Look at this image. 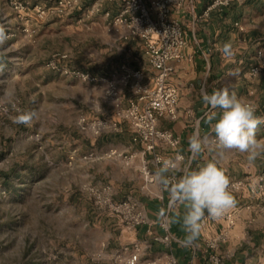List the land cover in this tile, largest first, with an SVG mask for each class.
I'll return each instance as SVG.
<instances>
[{
  "label": "rangeland",
  "instance_id": "rangeland-1",
  "mask_svg": "<svg viewBox=\"0 0 264 264\" xmlns=\"http://www.w3.org/2000/svg\"><path fill=\"white\" fill-rule=\"evenodd\" d=\"M92 2L82 0V7ZM77 14L73 21L58 16V26L31 21L36 33L29 38L10 0H0V24L9 37L0 46V264H123L125 247L139 248L148 240L142 228L147 224L134 227L128 211L116 214L95 203V193L140 205L155 193L144 187L135 156L142 150L124 117L137 97L122 88L117 106L105 99L99 84L70 74L116 77L119 61L128 58L117 50L122 48L118 41L111 49L105 45L106 23L93 28L90 19L79 23ZM255 18L263 27L258 37L264 36V17ZM54 53L67 55L59 71L46 66ZM17 108L35 112L31 124L13 123ZM96 121L105 125L98 134L90 128ZM110 148L118 155L106 156ZM214 237L203 238L208 244ZM228 238L225 234L216 250L220 264H264L261 245L253 251L241 248L251 255L231 261ZM154 257L143 250L142 258Z\"/></svg>",
  "mask_w": 264,
  "mask_h": 264
},
{
  "label": "crops",
  "instance_id": "crops-1",
  "mask_svg": "<svg viewBox=\"0 0 264 264\" xmlns=\"http://www.w3.org/2000/svg\"><path fill=\"white\" fill-rule=\"evenodd\" d=\"M211 1L185 0L180 9L172 11L171 15L183 26L187 44L183 49L184 59L179 64L173 65V70L167 78V83L178 91L177 117L173 120L162 118L159 126L179 137L180 143L176 149L158 144L152 153H146L145 156L152 158L154 153L161 155L164 159H170L174 153L178 152L183 156V160L176 164L177 169H198L208 161L214 160L225 170L230 181L256 179L264 173V154L250 163L246 153L222 150L215 143H211L215 133L212 131L211 124L207 122L205 114L212 110L210 106L203 103L201 94L205 91L211 94L215 89L227 87L239 98L253 104L256 107L257 116L264 117V65L259 67L257 73L252 72L254 67L260 66L261 59L258 54L264 53V36L258 37L263 27L254 20L255 17H264V0H229L228 7L222 11L213 10L208 16H203L205 8ZM119 9L118 0L104 2L102 5V11L109 10L111 15H116ZM250 11L256 16H249ZM74 16L67 17L72 20ZM60 17L63 18V16ZM56 18L59 17L56 16ZM62 18L58 20L51 18L48 21H53L52 24L57 25L61 23ZM89 22L93 28L100 29L102 25H105L106 19L100 13L91 17ZM107 33L110 34H106L108 36L104 34L108 38L105 45L111 49L112 46H117L116 41H118L122 48L118 47L117 50L125 52V56L128 57L126 63L119 61L121 64L118 71L121 65H126L130 69L143 70L145 72L143 82L151 84L154 71L142 53L140 42L122 41L116 32ZM225 42L231 43L235 53L230 59L222 58L217 50L218 46H222ZM104 64L105 69L111 68L108 62ZM98 88L104 89L100 84ZM215 111L219 112V109ZM212 123H215V120ZM192 135H198L200 138L208 137L210 141L195 159L191 158L192 154L189 151V138ZM256 138L264 139V124L259 126ZM137 145L140 146V150L143 149V144L137 143ZM135 156L136 161L140 160L141 163V154L138 153ZM135 168L138 169V165L137 167L135 165ZM152 169L155 173L157 172L154 167ZM168 174L169 172L166 173ZM172 174L178 179L182 172L174 170ZM151 187L154 190V196L141 200V207L148 220L147 226L142 228L149 241L152 236L163 234L158 224L157 213L162 207L167 208L169 203V193L161 188L156 179ZM233 196H236L235 207L220 218L212 219L205 212L201 234L191 246H186L182 242L185 236L182 222L169 224L170 243L152 242L148 249L151 255L159 259L157 264H166L170 258L175 264H208L207 257L210 251L203 237L216 236L221 230H226L229 235L227 246L233 248L230 255L231 261H238L251 255L242 251L241 248L253 251L260 245L264 247V193L259 198L246 193L233 194ZM174 211H178L182 216L185 208L183 205H178ZM227 214L233 219V224L230 226L225 218ZM245 237H248V240H245Z\"/></svg>",
  "mask_w": 264,
  "mask_h": 264
},
{
  "label": "built area",
  "instance_id": "built-area-1",
  "mask_svg": "<svg viewBox=\"0 0 264 264\" xmlns=\"http://www.w3.org/2000/svg\"><path fill=\"white\" fill-rule=\"evenodd\" d=\"M112 1L115 0H95L88 6L82 7V0H55L50 5L10 0V5L21 22V31L29 38H32L36 33V29L31 25L33 20L43 22L56 16H70L78 13L77 18L80 23L102 13L106 19L105 30L107 32H116L122 41L137 40L140 42L142 53L154 71L152 84L143 82L145 78L143 70L130 69L126 65L120 66L116 77L95 76L79 70H72L70 74L82 82L102 85L105 99L117 106H120L123 101L122 88H128L137 97L136 101L128 103V107L124 110V117L134 131L132 141L143 144L139 171L144 187L148 188L155 182V172L152 167L158 170L163 166L165 159L161 155L153 153L150 162H148L144 159V155L152 153L158 144L176 149L180 143L179 137L170 130L159 126V121L162 118L173 120L177 117L178 91L174 86L167 83V78L173 70V65L179 64L184 59L183 49L187 40L181 22L171 14L173 9H180L185 0H118L120 9L116 15H111L109 10L102 11L103 3ZM228 5L229 0H212L205 8L203 16H208L213 10L222 11ZM258 56L261 59L260 66L254 67L253 73H257L259 67L264 65V53H259ZM66 59L65 53H54L48 59L46 66L59 71L62 69L61 63ZM104 126L102 121H96L91 124L90 128L95 134H98ZM214 139L215 137L212 141ZM105 155L117 156L118 152L116 149L110 148ZM88 157L91 158L93 155H88ZM168 160L176 165L183 160V156L176 152ZM172 172L170 171L167 176L176 179ZM229 190L231 193H246L254 198H259L264 193V173L256 179L231 180ZM102 191L106 193V188ZM94 199L96 205L107 211L116 214L128 211V218L134 227L148 223L143 208L134 200L127 199L117 202L109 193L104 196L95 193ZM162 208L166 209V207ZM158 213V224L163 234L152 236L150 241L147 240L139 248L135 247L130 250L125 247L122 251L124 255L123 264L158 263L159 259L156 257L142 258L143 250L150 249L152 242L168 244L171 241L168 220L159 217ZM225 218L228 226L233 224L231 215L227 214ZM225 234H227L226 230H221L214 237V240L207 244L210 251L207 257L208 264H220L221 261L216 250ZM166 264L175 263L170 258Z\"/></svg>",
  "mask_w": 264,
  "mask_h": 264
},
{
  "label": "clouds",
  "instance_id": "clouds-1",
  "mask_svg": "<svg viewBox=\"0 0 264 264\" xmlns=\"http://www.w3.org/2000/svg\"><path fill=\"white\" fill-rule=\"evenodd\" d=\"M4 25L0 24V46L8 39ZM217 50L222 58L230 59L235 53L231 43L225 42ZM203 103L212 110L206 113L207 122L215 133V143L222 150H235L246 153L248 161L254 162L264 154V139L258 140L256 132L264 117L256 115V107L239 98L227 87L215 89L209 94L202 92ZM15 108V105H13ZM219 109V112L215 111ZM12 118L15 124H31L35 112H24ZM215 120V123L212 121ZM210 143L208 137L200 138L192 135L189 138L191 158L195 159ZM179 170L182 175L178 179L169 178L166 173ZM155 179L161 188L169 193V203L166 209H160L158 216L164 217L169 224L181 223L185 236L183 243L191 246L199 238L205 212L208 217L218 219L228 210L235 207L236 200L229 190L230 180L225 170L214 160L208 161L198 169H177L171 160L165 159L163 166L155 173ZM177 205H183V215L174 211Z\"/></svg>",
  "mask_w": 264,
  "mask_h": 264
},
{
  "label": "trees",
  "instance_id": "trees-1",
  "mask_svg": "<svg viewBox=\"0 0 264 264\" xmlns=\"http://www.w3.org/2000/svg\"><path fill=\"white\" fill-rule=\"evenodd\" d=\"M170 229V228H169ZM170 231V230H169Z\"/></svg>",
  "mask_w": 264,
  "mask_h": 264
}]
</instances>
